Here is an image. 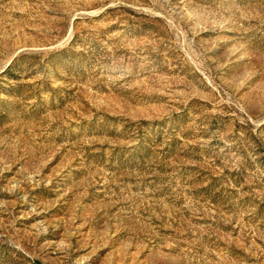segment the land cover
<instances>
[{
	"label": "rangeland",
	"instance_id": "obj_1",
	"mask_svg": "<svg viewBox=\"0 0 264 264\" xmlns=\"http://www.w3.org/2000/svg\"><path fill=\"white\" fill-rule=\"evenodd\" d=\"M0 264H264V0H0Z\"/></svg>",
	"mask_w": 264,
	"mask_h": 264
}]
</instances>
